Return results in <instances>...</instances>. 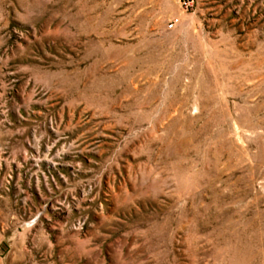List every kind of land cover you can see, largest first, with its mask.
Segmentation results:
<instances>
[{"label":"rangeland","instance_id":"obj_1","mask_svg":"<svg viewBox=\"0 0 264 264\" xmlns=\"http://www.w3.org/2000/svg\"><path fill=\"white\" fill-rule=\"evenodd\" d=\"M0 264H264V0H0Z\"/></svg>","mask_w":264,"mask_h":264},{"label":"built area","instance_id":"obj_2","mask_svg":"<svg viewBox=\"0 0 264 264\" xmlns=\"http://www.w3.org/2000/svg\"><path fill=\"white\" fill-rule=\"evenodd\" d=\"M173 25H174L173 22H170V23L168 24L169 27H172Z\"/></svg>","mask_w":264,"mask_h":264}]
</instances>
